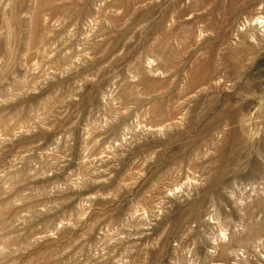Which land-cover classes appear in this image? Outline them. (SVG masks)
I'll list each match as a JSON object with an SVG mask.
<instances>
[{"label": "rangeland", "instance_id": "rangeland-1", "mask_svg": "<svg viewBox=\"0 0 264 264\" xmlns=\"http://www.w3.org/2000/svg\"><path fill=\"white\" fill-rule=\"evenodd\" d=\"M0 264H264V0H0Z\"/></svg>", "mask_w": 264, "mask_h": 264}]
</instances>
